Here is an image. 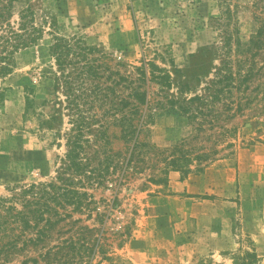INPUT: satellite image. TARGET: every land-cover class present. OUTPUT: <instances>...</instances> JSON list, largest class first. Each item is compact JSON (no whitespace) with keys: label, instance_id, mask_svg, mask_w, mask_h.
I'll return each instance as SVG.
<instances>
[{"label":"rangeland","instance_id":"rangeland-1","mask_svg":"<svg viewBox=\"0 0 264 264\" xmlns=\"http://www.w3.org/2000/svg\"><path fill=\"white\" fill-rule=\"evenodd\" d=\"M28 5L39 24L57 22L131 78L144 66L134 87L142 84L147 102L128 165L136 137L114 123L132 117L131 89L95 101L69 96L48 33L15 55L12 74L0 78V199L21 210L24 189L56 180L82 111L93 123L85 135L92 166L107 155L112 165L106 184L85 189L92 214L74 213L38 246L29 241L36 232L18 223L17 247L0 264H46L49 248L89 234L85 226L106 231L107 257L93 264H234L253 249L264 264V38L252 42L264 0H19L16 12ZM12 238L0 232V242Z\"/></svg>","mask_w":264,"mask_h":264},{"label":"trees","instance_id":"trees-1","mask_svg":"<svg viewBox=\"0 0 264 264\" xmlns=\"http://www.w3.org/2000/svg\"><path fill=\"white\" fill-rule=\"evenodd\" d=\"M17 2L19 0H0V78L12 74L15 68L14 57L19 51L36 45L46 33L50 34L52 37L51 55L61 73L58 83L61 81L60 86H63L69 96H79L74 94L76 91L85 99L95 96L93 97L95 101L96 99L103 100L105 96H121L119 94L121 88L131 89L128 96H134L137 100V104H133L135 107H131L132 117L125 116L115 119L114 123L127 127V134L136 137L131 159L127 163L129 165L139 145L137 134H140L142 130L139 128L144 125V122L140 124L138 121L134 124V121L136 115L139 114V106L147 102V93L142 90V84L135 87L134 84L143 82V78L146 77L145 67L137 68V73L141 78H131L125 72L114 68L110 55L97 47L90 46L83 38L76 35L72 37L62 35L57 22L46 21L39 24L33 5H28L16 12ZM15 15L18 16L17 20H14ZM47 25H49V31L46 30ZM263 38L264 20L252 42L260 44ZM151 68L153 71L159 69L152 63ZM154 73H151L152 80L159 81V76ZM169 77V75L161 77L166 80L165 83L168 86H170ZM86 103L89 104V102ZM82 113L85 114L84 111ZM83 115L81 120H75L73 123L67 142L68 150L56 180L40 185L33 184L24 189L19 197H14L17 200L22 199L23 208L21 210L11 203V199H0V232H3V237H13L6 242H0V255L3 253L6 257L17 247L18 237L14 231L18 223L22 224V230L33 229L36 232V238H31L29 241L34 246H38L50 239L53 231L60 224L73 218L74 213L84 214L89 211L92 214L91 206L96 202L94 195L85 189L106 184L107 180L103 174L110 172L112 157L107 155L103 163L99 162L97 167L92 166L93 159L87 154L91 139H87L85 135L93 133V123ZM102 128L98 131L101 137L106 135L108 126L104 125ZM146 146L149 147V144ZM104 147L107 146L104 144ZM102 164L103 168H101ZM81 221V219L75 220L74 224ZM83 229L89 234L79 233L76 239L71 238L62 242L63 244L49 248L41 256L46 264L52 262L55 264H93L98 254L106 256L108 253L103 242L106 231L89 226ZM129 233L127 232L128 236ZM123 242L125 240H122L118 246L121 247ZM24 247L27 245L24 244ZM233 260L234 264H258L261 258L253 249L251 252L235 255ZM30 263L38 264L39 260H24L20 264Z\"/></svg>","mask_w":264,"mask_h":264},{"label":"crops","instance_id":"crops-1","mask_svg":"<svg viewBox=\"0 0 264 264\" xmlns=\"http://www.w3.org/2000/svg\"><path fill=\"white\" fill-rule=\"evenodd\" d=\"M236 173V172H235ZM160 224V223H159Z\"/></svg>","mask_w":264,"mask_h":264}]
</instances>
